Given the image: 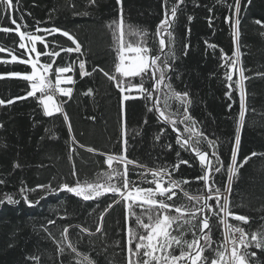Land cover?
I'll return each mask as SVG.
<instances>
[{
	"label": "trees",
	"instance_id": "16d2710c",
	"mask_svg": "<svg viewBox=\"0 0 264 264\" xmlns=\"http://www.w3.org/2000/svg\"><path fill=\"white\" fill-rule=\"evenodd\" d=\"M172 0H170L169 7ZM78 10L83 8L84 0H76ZM198 3L201 6L195 7ZM232 4L233 0H226ZM66 0H20V10L31 12L25 16L29 30L35 31V20L47 21L41 27L53 25L68 30L78 37L84 51L83 59L87 60V69L99 66L106 71H113L115 52L112 49V36L106 25L119 15V5L116 0H98V5L89 11L90 16L73 17L71 11L65 7ZM241 36L240 51L243 67L248 69L245 75L251 77L246 82L247 101L249 112L246 114V124L241 131V144L238 161L251 156L239 170V175L232 182L231 207L237 214L252 218L247 229H255L264 223L260 217L264 215V78L256 73L264 72V29L254 23L255 20H264V0H241ZM126 25L139 26L155 33L156 26L163 18V0H123ZM183 11L178 13L174 26L176 49L179 59L176 61V70L179 78L173 75L172 84L177 91H188L192 104L189 109L191 115L199 122V127L209 138L219 139V153L225 169L231 162V149L236 132V121L240 112V96L232 91V100L225 95L230 89L224 79L225 69L220 67V50L231 56L234 46L232 30L225 22L229 10L224 0H187L181 6ZM52 19L49 13L52 9ZM209 8L213 11L210 13ZM194 19L191 23L187 17ZM209 17L212 25L209 26ZM4 26L14 27L7 18L2 21ZM190 29V32L188 31ZM43 35V33H37ZM48 41L55 40L62 46H73L66 37L59 33L48 36ZM151 39V37H150ZM205 41L218 47L213 50L207 47ZM190 44L186 56L180 53L183 44ZM19 38L14 33L0 32V45L11 48L13 54L24 52L19 49ZM38 50L42 45H37ZM78 54L68 56L61 53L66 61H71ZM34 56V54H33ZM0 58L10 61L8 52L0 53ZM45 58L41 57L43 61ZM58 63L60 60L58 58ZM30 72V65L17 62L0 63V73ZM238 74L233 77L236 79ZM75 84L72 85V98H64V111L68 114L72 125V135L86 146L97 150L96 154L84 149L78 150L74 156L80 179H92L97 172L107 169L104 164L105 156L99 153H120L122 150L120 93L113 84L99 71L90 76L80 77L78 69L74 75ZM88 89H93L92 95H84ZM28 90L27 82L18 77L0 79V99L8 100L24 96ZM135 94V93H133ZM127 109V135L129 159L156 168L160 165H172L177 161L176 151H180V158L192 160L189 152L182 151L175 144V134L169 128L159 142L154 140L160 127L156 115L148 112L146 102L142 99L129 100ZM229 105L231 109L229 110ZM251 109H255L252 112ZM95 117V120L89 119ZM145 119L148 121L144 123ZM0 198L5 193L13 194L20 199V203L9 205L6 202L0 205V264H31L26 261L28 255L41 257V264H54L56 245L48 239L42 229L49 219L56 220L55 225L49 226V231L57 238L65 225H83L95 231L99 214L107 204L112 203L111 194L100 197L96 201H83L67 192L58 195H49L34 207H29L20 198L19 189L22 182L28 188L37 184H47L67 180L74 181L71 176L72 163L69 161L70 134L68 125L60 114L47 117L35 99L29 97L16 100L11 105L0 106ZM46 129L48 131H46ZM172 143L173 151H167L166 144ZM208 151L207 144L201 145ZM18 162L19 168H13ZM193 166L181 165L175 178L192 180L201 174L198 161L192 160ZM130 169L132 166H129ZM137 179L136 176H132ZM151 177H149L150 179ZM217 182L223 186L227 182L226 172L216 174ZM147 187L149 185H142ZM195 182L184 187L195 194L201 187ZM226 194V193H225ZM30 200L38 199L42 193H27ZM184 200L178 194L176 200ZM60 217H66L61 219ZM125 210L124 205L116 204L105 215L104 231L106 238L85 236L80 244V250L90 254L98 264H125ZM233 224L240 222L230 220ZM79 230L70 228V238L75 242ZM191 239V235L187 236ZM95 240V248L89 243ZM220 229L213 230V240L222 241ZM120 246L116 247V242ZM9 245H12L10 247ZM107 248L105 252L103 249ZM178 254V251H177ZM65 264H70L65 258Z\"/></svg>",
	"mask_w": 264,
	"mask_h": 264
},
{
	"label": "snow or ice",
	"instance_id": "6c2138e0",
	"mask_svg": "<svg viewBox=\"0 0 264 264\" xmlns=\"http://www.w3.org/2000/svg\"><path fill=\"white\" fill-rule=\"evenodd\" d=\"M187 0H163V18L156 26L155 33L139 26L126 25L124 17L123 0H116L119 5V15L109 22L106 27L111 32L112 49L115 52L113 71H106L96 66L91 72L86 65L87 60L82 50V44L78 37L68 30L53 25L52 27H41L47 21L35 20V31L29 30L25 16H31V12L20 10V0H0V32L5 34L14 33L19 38L18 48L24 52L19 56L13 54L11 48L0 45V53L8 52L11 60H3L0 63L19 62L30 65V72H8L0 73V79L18 77L27 82L28 90L24 96L14 97L8 100L0 99V106L11 105L16 100H24L29 97L36 100L42 106L43 114L53 117L56 114L63 116L68 125L70 134L69 161L72 163V183L67 180L47 184H37L34 188H28L22 182L19 189L20 198L29 207H34L41 200L49 195H58L67 192L83 201H96L100 197L111 194L114 199L107 204L99 214L95 231L83 225H65L57 238L49 226L55 225L56 220L49 219L42 229L47 233L48 239L56 245V258L54 264H65L68 258L70 264H98L90 254L80 250V244L85 236L91 238L99 235L106 238L104 231V220L107 212L116 204H123L125 210V264H264V223L259 224L255 229H247L242 225H248L252 220L247 215L237 214L232 211L231 193L232 182L239 175V170L256 156L245 157L238 161V154L241 144V131L246 124V114L249 112L248 93L246 82L251 77L245 75L248 69L243 67L240 51L241 36V0H233L227 4L229 15L225 16V22L232 30V43L234 50L229 56L220 50V67L225 69L224 79L228 89L235 90L240 96V112L236 121V132L233 147L231 149V162L225 169L224 162L219 153V139L209 138L200 128L199 122L191 115L189 109L192 99L188 91H177L172 84L173 75L179 78L176 70V61L179 59L176 49V37L174 26L178 19V13H182V5ZM219 3L220 0H217ZM251 4V0H246ZM98 5V0H84L83 8L78 10L76 0H66L65 7L71 11L73 17H87L91 15L90 9ZM195 7L201 5L196 3ZM52 9L49 13V20L52 19ZM208 11L211 13L212 8ZM7 18L14 27L4 26L2 21ZM194 19L189 15V23ZM209 26L212 25V17H209ZM254 23L264 29V20H255ZM190 32V29L188 30ZM37 33H43L39 35ZM59 33L66 37L73 46H62L55 40L48 41V36H55ZM264 35V32L260 33ZM151 37V39H150ZM42 47L38 50L37 45ZM207 47L215 50L218 46L205 41ZM190 44H183L180 53L188 54ZM61 53L68 56L76 53L77 57L66 61ZM34 54V56H33ZM41 57L45 59L42 61ZM58 58L60 63H58ZM77 65L81 78L92 75L93 72L102 73L119 91L120 118L122 150L120 153H99L105 156L104 164L107 169L97 172L92 179H80L76 168L74 156L78 155L79 149L96 154L93 147L80 143L72 135V125L68 114L63 107L54 100V95L72 98V87H61L62 84H75L73 76L76 74ZM71 73V75H69ZM238 74L236 79H233ZM55 79L53 82L52 76ZM264 78V72L256 73ZM135 93V94H133ZM93 89H88L84 95H92ZM229 100H232V91L225 93ZM142 99L146 102L148 112L156 115L159 128L154 140L159 142L168 129L175 134V144L182 151L189 152L192 160L198 161L201 174L192 180L188 178H175L181 165L192 167V160L180 158V151H176L177 161L172 165H160L156 168H149L138 161L129 159L128 135H127V109L126 103L129 100ZM231 105H229V110ZM255 112V109H251ZM95 120V117H89ZM148 121L145 119L144 123ZM4 127L0 123V129ZM46 131H48L46 129ZM207 144L208 151L203 150L201 145ZM167 151H173L172 143L166 144ZM132 166L130 169L129 166ZM18 162L13 168H19ZM226 172L227 182L221 186L216 180V174ZM137 179H133L132 176ZM149 177H151L149 179ZM6 181L0 179V184ZM201 184L190 194L185 185L191 183ZM149 185L144 187L142 185ZM40 191L42 195L36 200H30L27 193ZM226 193V194H225ZM178 194H182L184 200L177 203ZM16 205L20 199L13 194L5 193L0 198V205L4 203ZM66 219V217H60ZM264 221V215L260 217ZM230 220L240 223L233 224ZM75 227L77 240L73 242L69 230ZM220 229L222 241L213 240V230ZM191 235V239L187 236ZM89 243L95 248L96 241L89 239ZM12 247V245H9ZM116 247L120 242H116ZM105 252L107 248L103 249ZM178 251V254H177ZM26 261L31 264H41V257L28 255Z\"/></svg>",
	"mask_w": 264,
	"mask_h": 264
},
{
	"label": "built area",
	"instance_id": "2783aa9c",
	"mask_svg": "<svg viewBox=\"0 0 264 264\" xmlns=\"http://www.w3.org/2000/svg\"><path fill=\"white\" fill-rule=\"evenodd\" d=\"M77 69H78V65H77ZM78 72H79V70H78ZM69 75H71V73ZM52 79L54 82V79H55L54 75L52 76ZM73 79H74V76H73ZM61 87L67 88V87H72V85L71 84H62ZM64 98H67V97L62 96L59 93H56L54 95V100L56 101V103L58 102L57 104L62 106V107L64 106V100H63ZM41 108H42V106H41ZM63 109H64V107H63Z\"/></svg>",
	"mask_w": 264,
	"mask_h": 264
},
{
	"label": "water",
	"instance_id": "95a60500",
	"mask_svg": "<svg viewBox=\"0 0 264 264\" xmlns=\"http://www.w3.org/2000/svg\"><path fill=\"white\" fill-rule=\"evenodd\" d=\"M229 91H231V90H229Z\"/></svg>",
	"mask_w": 264,
	"mask_h": 264
},
{
	"label": "rangeland",
	"instance_id": "374dc122",
	"mask_svg": "<svg viewBox=\"0 0 264 264\" xmlns=\"http://www.w3.org/2000/svg\"><path fill=\"white\" fill-rule=\"evenodd\" d=\"M58 103V102H57Z\"/></svg>",
	"mask_w": 264,
	"mask_h": 264
}]
</instances>
